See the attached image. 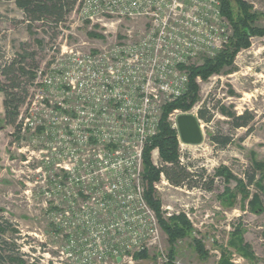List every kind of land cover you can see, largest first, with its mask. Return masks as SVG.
<instances>
[{"label": "built area", "instance_id": "obj_1", "mask_svg": "<svg viewBox=\"0 0 264 264\" xmlns=\"http://www.w3.org/2000/svg\"><path fill=\"white\" fill-rule=\"evenodd\" d=\"M77 8L81 19L106 28L109 42L82 51L65 40L61 57L35 70L19 134L35 136V170L49 173L44 189L56 225L66 229L59 258L133 263L160 240L145 198L144 151L163 105L187 91L183 66L216 56L232 29L220 0H79ZM125 21L143 22L118 33ZM161 182L170 185L164 174Z\"/></svg>", "mask_w": 264, "mask_h": 264}, {"label": "rangeland", "instance_id": "obj_2", "mask_svg": "<svg viewBox=\"0 0 264 264\" xmlns=\"http://www.w3.org/2000/svg\"><path fill=\"white\" fill-rule=\"evenodd\" d=\"M246 1L252 5L253 11L264 13V0ZM77 6L64 23L54 28L42 26L41 22L31 26L14 2L0 1V69L17 61L15 69L21 66L34 73L33 78L19 73L25 97L20 112L32 92L35 70L49 69L55 62L54 56L61 57V46L65 40L76 44L82 51L109 42L102 34L106 28L81 19L76 12ZM138 22L125 21L117 32L122 33L126 26L135 28L143 21ZM255 25L264 27V17ZM90 31L99 35L92 37ZM251 41V47L236 56L233 66L225 67L207 81L199 80L200 101L196 106L190 111L170 115V120L177 127L178 113L189 112L198 117L205 101L214 112L211 122L200 120L203 130L200 144L181 142L182 162L195 173V178L183 186L165 185L161 179L155 182L160 186L156 190L164 216L168 218L185 213L193 225L191 235L175 245L174 264H218L222 251H226V257L234 264H264V211L255 212L249 204L253 195L258 194L264 205V192L256 185H249L245 175L255 173L256 180H261L264 187V36H254ZM54 45L57 46L55 53L52 51ZM203 58L191 63H200ZM0 79L6 85L11 84L2 74ZM4 98L5 93L0 87V224L3 228L0 229V258H5L0 264H21L9 261L10 255L20 257L26 264H68L69 259L61 260L57 250L66 245V229L56 225L53 218L56 208L52 207L49 193L44 189L49 184V173L35 170L41 163L39 153L33 154L35 136L26 133L22 138L19 126L6 123ZM222 105L239 114L246 110L254 112L256 120L251 124L252 128L232 129L230 118L218 108ZM219 132L233 137V142L226 148L215 145L211 139ZM152 157L154 162L159 161L157 153ZM254 163L262 167L255 168ZM222 170H226L225 175H233L229 183L216 175ZM239 179H244L247 184L246 192L239 189ZM226 186L232 189L234 198L224 201L221 194ZM237 226L241 229L244 243L250 248L251 257L229 245ZM194 239L202 241L208 251L207 257L196 251ZM169 249L168 236L161 228L160 240L146 250L147 257L134 256L133 263L127 261L122 264H168L162 253L169 261Z\"/></svg>", "mask_w": 264, "mask_h": 264}, {"label": "trees", "instance_id": "obj_3", "mask_svg": "<svg viewBox=\"0 0 264 264\" xmlns=\"http://www.w3.org/2000/svg\"><path fill=\"white\" fill-rule=\"evenodd\" d=\"M12 1L24 13L26 20L31 24L41 22L42 26H52L57 28L66 21L67 16L75 9L79 0H0ZM221 12L227 18L231 25L232 35L229 44L214 57H204L200 63H190L183 66L189 75V83L187 91L179 98L167 102L163 105L162 115L159 124V132L150 140L144 151V181H145V198L151 208L156 212L159 224L165 234L168 236L169 262L174 264L176 257V243L191 235L193 225L185 213L173 214L166 218L162 212V202L158 197L155 188V182L161 179V174L169 180L172 185H187L195 178V173L191 172L181 160V138L178 126L170 120V115L176 111H190L200 101V84L198 79L207 81L212 76L219 74L225 67L233 66L236 56L243 50L250 48L251 39L254 36H264V27L255 25L259 19L264 17V13L253 11L252 5L246 0H220ZM89 35L95 37L99 34L90 31ZM17 61L7 67H2L1 74L11 81L10 85H6L0 79L1 90L5 93V121L7 124L18 127V118L20 108L24 101V92L21 88L19 73L33 78V72L27 71L25 67L19 66L15 69ZM18 71V72H17ZM220 112L230 118L232 129L252 128V123L256 120V114L246 110L242 114L229 111L224 105L218 107ZM198 119L205 122H211L213 118V108L205 101L198 111ZM213 143L221 148H226L233 142L231 134L215 133L211 136ZM158 148L160 159L158 165L154 163L152 151ZM255 168H261V164L254 163ZM226 170L217 171L216 175L225 178L229 183L233 176L231 173L224 174ZM223 174V175H222ZM247 183L256 185L264 192V187L260 184L261 180H256V174L246 173ZM225 176V177H224ZM239 189L243 192L247 190V184L244 179L238 180ZM192 187V185H189ZM248 192V191H247ZM249 196V192L248 195ZM221 198L233 199L234 193L229 186L225 187ZM250 208L255 212L264 211V205L258 194H254L250 200ZM0 229L3 230L0 224ZM235 235L229 242L230 246L237 248L244 256L251 257L250 248L244 243L240 227H236ZM195 249L202 257H207L208 251L199 239H194ZM222 250V249H221ZM136 258L147 257V252L137 253ZM18 256L10 255L8 260L12 263L18 262L26 264L25 261L19 259ZM2 262L5 258L1 259ZM36 264V263H31ZM218 264H234L226 257V251H222V257Z\"/></svg>", "mask_w": 264, "mask_h": 264}, {"label": "water", "instance_id": "obj_4", "mask_svg": "<svg viewBox=\"0 0 264 264\" xmlns=\"http://www.w3.org/2000/svg\"><path fill=\"white\" fill-rule=\"evenodd\" d=\"M176 122L183 143L197 145L203 141V130L195 114L178 113Z\"/></svg>", "mask_w": 264, "mask_h": 264}]
</instances>
